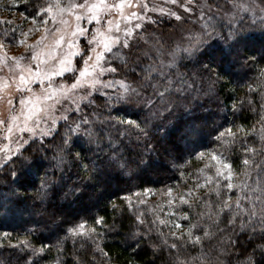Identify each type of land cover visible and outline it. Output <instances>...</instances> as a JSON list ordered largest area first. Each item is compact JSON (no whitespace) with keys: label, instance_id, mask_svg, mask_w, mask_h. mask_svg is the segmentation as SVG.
Returning <instances> with one entry per match:
<instances>
[{"label":"snow or ice","instance_id":"obj_1","mask_svg":"<svg viewBox=\"0 0 264 264\" xmlns=\"http://www.w3.org/2000/svg\"><path fill=\"white\" fill-rule=\"evenodd\" d=\"M17 2L9 0L6 7ZM165 2L175 7L153 4L150 8L148 0H43L31 13H21L31 23L18 34L11 28L12 20L0 18V24L9 26L0 34V71L7 69L6 78L0 80V107L3 108L0 140L4 141L0 146V172H3L0 185H5L16 197H0V209L10 211L12 205L23 202L21 191L32 190L33 194L23 199L33 200L32 207L43 208L55 223L62 214L45 205L50 193L58 187L62 190L60 180L66 166L76 168L79 183L71 185L64 198L72 195L77 199L90 187L107 191L112 173L133 179L159 173L162 167L165 171L184 168L188 163L184 152L177 151L173 143L162 142L163 137L158 133L167 135V126L181 109L186 114L194 112L189 107L193 94L216 96L221 82L226 79L230 82L234 76L243 79L257 66L259 74L264 76V0H251L250 4L225 0L231 6L224 13L228 18L226 24L218 22L212 3H208V11L199 13L200 17L207 16V20L195 31L180 25L187 22L184 13L196 10L192 5L197 0ZM219 9L220 5H216L217 12ZM153 11L177 22L172 24L169 20V26L177 33L175 37L158 32L156 19L148 14ZM240 12L246 16L239 15ZM81 21L93 26L84 27ZM37 32L40 34L31 39ZM6 45L18 46L23 51L10 55ZM257 52L259 56L254 55ZM34 84L38 87H32ZM248 87L252 89L251 84ZM17 99L19 108L14 104ZM244 103L234 100L233 110L243 109ZM253 103L254 99L247 100L249 106ZM259 107L264 111V103ZM257 122L261 124L260 139L264 141V114ZM202 124L201 117L189 115L177 129V140L185 141L184 151L189 158L195 156L203 161L207 156L197 170L203 175H198L191 186L162 184L160 189H154L133 185L119 197L113 195L109 206L114 213L119 208L121 215L127 206L132 220L129 246L140 248L149 242L147 246L153 255L164 250L162 244L170 252L183 247L178 242L169 244L168 236L197 245L216 233L222 239L227 235L228 244L235 251L240 236L250 227L247 238L251 242L257 231L252 221L259 216L260 242L251 252L245 249L241 254L246 264H261L256 255L259 253L264 260V181H254L253 188L245 179L253 164L248 154L261 153L242 143L244 158L240 164L243 168L234 172L233 165L221 153L208 152L197 139L189 140L199 136ZM254 131L255 128L245 129L243 125H229L217 131L215 139L235 145L240 133L247 135ZM133 137L135 147L131 148ZM188 143L192 145L190 149ZM257 167L264 171V164ZM57 171L61 174L59 179ZM41 173L37 186L35 178ZM145 183L151 184V181ZM202 189L208 191L202 193ZM234 189L240 192L235 199L230 194ZM257 192L260 194L255 195ZM153 195L161 197V204L150 210L154 218L147 220L145 212L138 209L146 205L145 197ZM117 200L122 203L117 204ZM243 201L252 207H246ZM193 207L201 209L196 213L197 220L207 216L215 232L209 231L207 225L201 227L199 222H181L192 218ZM205 208L207 212L203 211ZM244 212H247L246 220L241 217ZM65 223L68 221L59 220L57 224L65 233L63 239L83 238L94 245L90 249L93 259L89 264L95 261L96 252L103 257L109 255L97 242L107 235L102 231L109 228L105 217L88 216L62 228ZM237 224L240 233L233 239L228 229ZM163 227L168 228L167 233ZM28 231L30 235L35 229ZM11 247L24 253L21 259L32 261L47 245L36 247L26 238ZM220 254L229 256L228 249L222 248ZM175 261H179V255ZM100 264L107 262L101 260ZM126 264L135 262L130 259ZM217 264L224 261L217 257ZM228 264H231L230 258Z\"/></svg>","mask_w":264,"mask_h":264},{"label":"trees","instance_id":"obj_2","mask_svg":"<svg viewBox=\"0 0 264 264\" xmlns=\"http://www.w3.org/2000/svg\"><path fill=\"white\" fill-rule=\"evenodd\" d=\"M38 1L42 0H22L18 8L29 14L32 12L33 7L37 6ZM217 20L225 24L228 22L218 17ZM162 22L157 25V28L162 29L161 32L168 31L171 28L169 22ZM201 23L195 27V30L200 27ZM254 55L259 56V53H254ZM249 84L252 85L251 90L248 87ZM193 97L190 100L189 107L193 108L194 112L186 114L181 109L180 112L175 114L173 123L167 126V135L158 133V135L163 137L162 142L173 143L176 145L177 151L184 152V159L188 161L184 168L177 171H165L162 167L159 173H149L133 179L112 173L108 177L110 188L107 191L90 187L83 195L78 194L79 199H77L76 196L72 195L64 198V193L68 191V188L73 184L79 183L76 168L66 166L63 179L60 180V183L63 185L62 190L58 187L50 193V199L45 205L50 210L54 207L62 214L56 218L55 223L49 213L43 211V208L37 209L32 207L33 200L23 199L25 196L32 195V190H29L28 193L21 191L20 198L23 202L19 205H12L10 211L0 209V264H33V261L35 264H89V261L93 259L90 249L94 245L83 238L63 239L65 233L57 227V224L59 220H66L68 223L63 224L61 227L68 228L74 221L96 215L105 217V223L109 226L108 229L102 230L107 232L104 239L97 241L109 255L103 257L99 252H96V259L93 264H100L101 260L106 261L107 264H126L130 259L135 264H217V257L223 260L224 264H228L229 258L231 259V264H246L245 256L241 253L245 249L251 252L252 247L260 242L259 216L253 218L252 221L257 231L252 236L251 242L247 238L248 233L252 230L250 227L244 235L240 236V244L235 251L229 246L227 235H224L222 239L221 235L216 233L212 238H203L202 244L197 245L186 243V241H176V238L168 236L166 239L169 244L178 242L183 247L171 250L170 252L168 246L162 244L161 247L164 250L153 255L151 249L147 246L149 242H146L140 248H136V245L129 246L131 243L129 234L132 231V220L127 206H124L123 215H121L119 208L114 213L108 203L113 198V195L119 197L133 185H139L141 188L150 186L154 189H160L162 184H167L183 188L184 185L191 186L198 175H203L202 173H198L197 170L205 162L206 157L203 161L197 159L195 156L189 158L187 152L184 151L186 147L185 141L177 140V129L184 120L189 118V115L199 116L203 121L199 136L196 138L190 137L189 140L197 139L198 144L202 145L208 152L216 151L221 153L223 158L233 165L234 172H240L243 168L240 164V161L244 158L241 148L242 143L247 147L255 148L257 153H261L248 154L253 164L249 169L250 175L245 177V179L253 188L256 187L254 181H264V171L257 167V165L264 164V141L260 139L261 124L257 122L260 116L264 114V111L259 107L260 104L264 103V76L259 74L258 66L254 67L253 71L248 72L247 76L243 79L234 76L230 78V82L227 79L221 82L217 85L216 96L201 94L196 97L193 94ZM237 99L245 101V103L243 109L234 111L232 102ZM249 99L255 100V103L251 106L247 104V100ZM229 125H243L245 129L255 128V131L248 132L247 135L242 132L239 134V139L235 145H226L221 141H217L215 137L217 131L227 128ZM46 139L50 141L51 138ZM225 139L230 140L231 138L226 137ZM134 140L135 138L133 137V143L129 147H135ZM191 147V143H188L187 148L190 149ZM51 155L52 153H49V156ZM163 159V154H161V160L163 161ZM177 163H182V161H178ZM181 173L184 174L181 175ZM40 175L42 173L38 174L35 178L37 186L39 185ZM60 175L59 171H57V179L60 178ZM0 176H3V172H0ZM168 177H172V179L169 180ZM145 181H151V184H146ZM234 182L238 181L234 179ZM207 191V189L201 190L202 193ZM230 194L235 199L240 192L234 189L233 193ZM259 194L257 192L255 195ZM0 197L16 199L5 185H0ZM145 199L147 201L146 197ZM212 199L215 200V197L213 196ZM253 199H255V196H253ZM116 202L117 204L122 203L119 200ZM243 204L248 208L252 207L247 201H243ZM149 207L151 208L147 202L146 205L140 206L138 210L145 212L147 220H152L154 217ZM256 207L259 209L260 204L257 203ZM185 210H187L186 206ZM200 210L193 207L191 210L192 218L187 222L184 221V223L199 222L201 227L207 225L209 231L215 232V229L212 227V221L207 216L202 221L197 220L196 213ZM203 211L207 212L208 210L205 208ZM241 217L246 220L247 212L242 213ZM220 227L223 228L224 224H220ZM32 229H35V231H31L29 235L28 230ZM163 231L167 233L168 228L163 227ZM228 231L232 233L233 239H235L240 233L238 224L235 228L230 226ZM4 233H9V235L5 236L3 235ZM196 234L201 235L202 233L197 232ZM58 237L61 238L59 243ZM26 238L36 247H39L41 244L47 245L45 251L33 257L32 261L21 259L24 253L19 248L11 247V245L17 244L18 240H25ZM153 238L155 239V234H153ZM157 243H159V240H157ZM222 248L228 249L229 256L220 254ZM134 249L135 251H133ZM176 255H179V261H175ZM256 259L260 260L261 264H264V260L261 259L259 253H257Z\"/></svg>","mask_w":264,"mask_h":264},{"label":"rangeland","instance_id":"obj_3","mask_svg":"<svg viewBox=\"0 0 264 264\" xmlns=\"http://www.w3.org/2000/svg\"><path fill=\"white\" fill-rule=\"evenodd\" d=\"M20 1H22V0H20ZM20 1H18L14 6L6 7V5L9 4V0H0V18L12 20L13 24L11 25V28H14L16 30L17 34L21 31V28L27 29L29 24L31 23V21L29 19H25V18L21 17V13L26 14V12L24 10L22 11L18 8ZM148 2H149L150 8L152 7L153 4H155L157 7H164V8H174L175 7L174 5H172L170 3H166L165 0H148ZM237 2L250 4L251 0H237ZM42 3H43V0L38 1L37 6L41 5ZM208 3H212L213 11L216 12V15L218 18H221L225 21H228V18L225 17L224 13H225V11L230 10L231 6L226 5L225 0H197V3L192 5L196 10L193 12H190V13H184L185 17H187V22L181 24L180 26L185 28V29H191V30L195 31V27L199 23L205 22L207 20V16L200 17L199 13H200V11H204V12L208 11V9L206 7V5ZM216 5H220V9L218 12L216 10ZM181 11L183 12V10H181ZM148 14L156 19V25H155L156 27H157V25H159V23L161 21L169 22L170 19L172 20V24L177 23L174 19L168 17L167 15L161 16V14L158 11L149 12ZM239 15L243 16L246 14L244 12H240ZM81 23L84 25V27H92L93 26V25H90L87 21H81ZM37 27H39V26H37ZM49 27H52V25L50 24ZM8 28H9L8 25L0 24V34H2ZM161 31H162V29L158 28V32H161ZM40 32H43V28H40ZM40 32L34 33L31 36V39H35V37L38 36L40 34ZM163 33L165 34L166 37L169 35L175 37V35L177 34L176 32H173L172 28H170L168 31L166 30V32H163ZM78 39H82V38H78ZM45 43H48V41H45ZM6 47L8 48L10 55H19L23 51L20 47L15 46V45H6ZM6 73H7V69L0 71V80L6 78ZM53 79L59 80L61 78L60 77H53ZM32 87L37 88L38 84H34V85H32ZM14 104L17 108H19L18 99L14 100ZM2 111H3V108L0 107V112H2ZM3 143H4V141L0 140V146H2ZM206 160H207V156L205 158V162H206ZM146 198H147V202L151 206V208L149 207L150 210L153 208H158V206L161 204V197L158 195H153V196L146 197ZM161 215L163 216V214H161ZM181 222L184 223V221H181ZM20 241H22V240H20ZM8 242H10V241H8ZM10 243H14V242H10Z\"/></svg>","mask_w":264,"mask_h":264}]
</instances>
